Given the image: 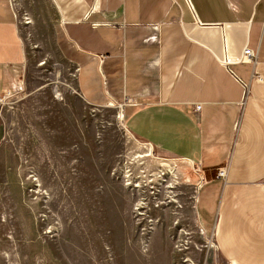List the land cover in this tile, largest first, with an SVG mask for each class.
Returning a JSON list of instances; mask_svg holds the SVG:
<instances>
[{"label": "crops", "instance_id": "obj_1", "mask_svg": "<svg viewBox=\"0 0 264 264\" xmlns=\"http://www.w3.org/2000/svg\"><path fill=\"white\" fill-rule=\"evenodd\" d=\"M49 2L80 98L121 108L135 139L194 164L197 222L220 260L264 264V0ZM19 25L0 0V98L21 82ZM245 48L254 66L236 62Z\"/></svg>", "mask_w": 264, "mask_h": 264}, {"label": "rangeland", "instance_id": "obj_2", "mask_svg": "<svg viewBox=\"0 0 264 264\" xmlns=\"http://www.w3.org/2000/svg\"><path fill=\"white\" fill-rule=\"evenodd\" d=\"M14 4L24 63L0 102V264H225L197 222L199 169L135 139L121 108L85 103L49 0Z\"/></svg>", "mask_w": 264, "mask_h": 264}, {"label": "built area", "instance_id": "obj_3", "mask_svg": "<svg viewBox=\"0 0 264 264\" xmlns=\"http://www.w3.org/2000/svg\"><path fill=\"white\" fill-rule=\"evenodd\" d=\"M11 1H12V5H14V0H11ZM236 62L241 63V64H251L254 66L256 64V54L253 51H251L250 49L245 48L242 52L241 57L239 59H237ZM224 64H226V63L224 62ZM77 70L78 69H76L74 71L76 72ZM253 76H255V75H253ZM0 102H1V98H0ZM199 109H200V106L196 105L195 110L198 111ZM226 172H227L226 166L221 167L218 170L217 176L223 178L226 176Z\"/></svg>", "mask_w": 264, "mask_h": 264}]
</instances>
